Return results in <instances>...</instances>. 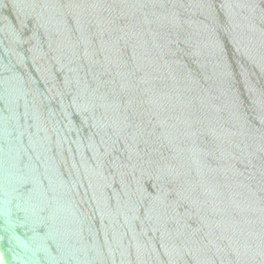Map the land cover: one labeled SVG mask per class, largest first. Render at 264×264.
<instances>
[{
	"label": "water",
	"instance_id": "water-1",
	"mask_svg": "<svg viewBox=\"0 0 264 264\" xmlns=\"http://www.w3.org/2000/svg\"><path fill=\"white\" fill-rule=\"evenodd\" d=\"M0 264H264V0H0Z\"/></svg>",
	"mask_w": 264,
	"mask_h": 264
}]
</instances>
